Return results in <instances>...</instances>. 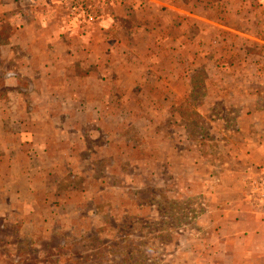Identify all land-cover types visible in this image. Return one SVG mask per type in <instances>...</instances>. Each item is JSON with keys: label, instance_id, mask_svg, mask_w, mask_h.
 <instances>
[{"label": "crops", "instance_id": "crops-1", "mask_svg": "<svg viewBox=\"0 0 264 264\" xmlns=\"http://www.w3.org/2000/svg\"><path fill=\"white\" fill-rule=\"evenodd\" d=\"M88 2L93 15L86 18L71 0H0V174L9 169L11 186L20 177L18 151L27 145L21 137L34 134L40 119L48 120L40 133L80 140L90 125L111 133V119L125 127L128 117L146 120L153 110L146 111L143 103L154 101L156 113H167L162 103L184 98L180 83L188 84L192 96L196 82L191 73L198 69L220 74L221 64L233 81L247 84L250 62L224 61L226 50L212 51L213 41L229 49L224 40L236 39L239 49L233 53L239 55L249 52L246 46L264 43V0ZM257 49L264 55V47ZM261 63H252L261 71L260 77L251 76L259 89L264 87ZM185 70L187 83L180 78ZM210 79L220 89L226 86L222 75ZM259 96L243 94L254 104ZM207 100L223 103L227 98L219 92ZM132 103H137L134 111ZM246 116L251 131L238 129L252 136L244 140L246 158L234 159L237 169L219 179L218 190L206 189L207 213L198 229L207 236L200 240L197 234L191 241L188 264H264V204L257 198L264 187V107L255 105ZM44 147V153L50 152ZM34 175L29 171L24 177L34 184ZM19 194L16 189L9 195L7 208L13 210Z\"/></svg>", "mask_w": 264, "mask_h": 264}, {"label": "rangeland", "instance_id": "rangeland-1", "mask_svg": "<svg viewBox=\"0 0 264 264\" xmlns=\"http://www.w3.org/2000/svg\"><path fill=\"white\" fill-rule=\"evenodd\" d=\"M224 42L231 51L217 40L212 51L223 47L228 50L224 61L250 62L247 84L233 81L219 64L220 74L191 73L196 85L189 98L188 84L180 83L184 98L160 103L168 114L156 113L157 103L149 101L143 103L146 111L153 110L146 120L128 117L125 127L111 119V133L94 125L85 127L80 140L40 133L48 121L40 119L34 134L22 135L27 145L18 151V182L11 186L6 166L0 174V264H188L191 241L197 234L200 240L207 236L198 229L207 213L206 189L218 190L219 179L237 169L234 159L246 158L244 140L252 136L238 129L251 131L246 115L255 105L264 107V87H255L251 79L260 77L252 63L264 62L257 49L264 43L246 46L249 52L239 55L233 53L239 49L236 39ZM219 75L226 81L222 89L207 81ZM180 78L187 83L188 71ZM219 92L227 101L207 100ZM247 92L260 95L259 102L245 99ZM136 104L129 108L134 111ZM62 150L71 152L61 158ZM29 171L35 174L34 184L24 177ZM16 189L20 194L11 210L6 202ZM257 194L264 202L263 188Z\"/></svg>", "mask_w": 264, "mask_h": 264}, {"label": "built area", "instance_id": "built-area-1", "mask_svg": "<svg viewBox=\"0 0 264 264\" xmlns=\"http://www.w3.org/2000/svg\"><path fill=\"white\" fill-rule=\"evenodd\" d=\"M71 3H73L74 10L78 11L81 15L85 16L86 18H89L93 15V6L88 2V0H71Z\"/></svg>", "mask_w": 264, "mask_h": 264}]
</instances>
